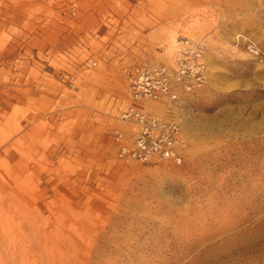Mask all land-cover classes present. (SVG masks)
<instances>
[{
  "label": "rangeland",
  "instance_id": "374dc122",
  "mask_svg": "<svg viewBox=\"0 0 264 264\" xmlns=\"http://www.w3.org/2000/svg\"><path fill=\"white\" fill-rule=\"evenodd\" d=\"M187 37L184 162L121 156L131 70ZM0 264H264V0H0Z\"/></svg>",
  "mask_w": 264,
  "mask_h": 264
},
{
  "label": "built area",
  "instance_id": "2783aa9c",
  "mask_svg": "<svg viewBox=\"0 0 264 264\" xmlns=\"http://www.w3.org/2000/svg\"><path fill=\"white\" fill-rule=\"evenodd\" d=\"M247 45L251 52H260L253 41ZM207 52L204 40L187 37L180 41L172 61L144 60L134 66L129 75L131 102L120 112V119L128 128L115 131L121 156L146 164L184 162L187 136L182 118L159 113L156 107L161 105L168 110L183 95L206 84Z\"/></svg>",
  "mask_w": 264,
  "mask_h": 264
}]
</instances>
